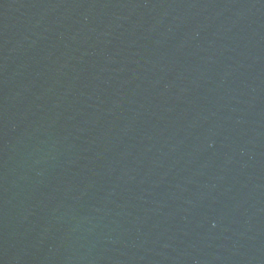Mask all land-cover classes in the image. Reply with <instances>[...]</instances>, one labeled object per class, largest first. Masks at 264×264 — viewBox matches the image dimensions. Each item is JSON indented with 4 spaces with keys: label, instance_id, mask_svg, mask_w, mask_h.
Returning <instances> with one entry per match:
<instances>
[{
    "label": "water",
    "instance_id": "obj_1",
    "mask_svg": "<svg viewBox=\"0 0 264 264\" xmlns=\"http://www.w3.org/2000/svg\"><path fill=\"white\" fill-rule=\"evenodd\" d=\"M0 264H264V0H0Z\"/></svg>",
    "mask_w": 264,
    "mask_h": 264
}]
</instances>
